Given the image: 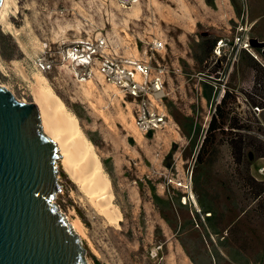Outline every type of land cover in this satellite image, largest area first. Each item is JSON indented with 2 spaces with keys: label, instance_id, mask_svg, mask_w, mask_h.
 <instances>
[{
  "label": "rangeland",
  "instance_id": "1",
  "mask_svg": "<svg viewBox=\"0 0 264 264\" xmlns=\"http://www.w3.org/2000/svg\"><path fill=\"white\" fill-rule=\"evenodd\" d=\"M259 8L264 0H137L126 7L8 0L0 85L35 103L43 75L110 180L107 213L77 178L80 158L68 167L58 153L54 201L79 225L85 264H264V180L256 171L264 166V81L254 85L252 77V64L263 67L264 56L259 47L239 46L251 36L264 41ZM86 35H105L111 53L136 58L147 57L152 39L162 40L150 60L167 67L163 125L141 133L118 87L94 65L66 59L63 49ZM221 85L229 91L225 114L197 159Z\"/></svg>",
  "mask_w": 264,
  "mask_h": 264
},
{
  "label": "water",
  "instance_id": "2",
  "mask_svg": "<svg viewBox=\"0 0 264 264\" xmlns=\"http://www.w3.org/2000/svg\"><path fill=\"white\" fill-rule=\"evenodd\" d=\"M246 43L264 56L263 40ZM58 156L35 103L0 85V264H85L80 237L54 201Z\"/></svg>",
  "mask_w": 264,
  "mask_h": 264
},
{
  "label": "built area",
  "instance_id": "3",
  "mask_svg": "<svg viewBox=\"0 0 264 264\" xmlns=\"http://www.w3.org/2000/svg\"><path fill=\"white\" fill-rule=\"evenodd\" d=\"M115 1L118 5L126 7L137 0ZM239 46L246 50L249 48L246 42H242ZM162 47L161 39H152L147 48L149 53L146 58L115 55L110 52V44L105 35H97L93 38L86 35L72 40L63 49V54L74 65L81 67L94 65L95 71L102 79L118 87L132 103V119L136 129L146 133L159 128L167 118L163 104L165 95L163 79L167 67L163 63L157 61L152 63L150 60L153 52L159 51ZM48 65V61H40L42 69ZM222 91L221 85L220 92ZM250 109L255 112L259 107L250 105ZM256 171L264 180V166L258 165Z\"/></svg>",
  "mask_w": 264,
  "mask_h": 264
},
{
  "label": "bare ground",
  "instance_id": "4",
  "mask_svg": "<svg viewBox=\"0 0 264 264\" xmlns=\"http://www.w3.org/2000/svg\"><path fill=\"white\" fill-rule=\"evenodd\" d=\"M7 2L8 0H0V17L4 16ZM36 80L38 90L35 92V105L41 121V128L55 142L57 152L64 158L63 161L66 166L74 159L77 161L76 159L80 158L79 165L81 162V166L78 167L77 178L84 183L85 188L91 194L93 202L100 205L103 211L110 213L109 210L113 206L111 202V184L108 176L99 166V158L93 145L79 128L76 116L66 111L61 99L46 83L45 77L39 75ZM115 211L117 212L114 208ZM78 226L73 223L71 227L79 234Z\"/></svg>",
  "mask_w": 264,
  "mask_h": 264
},
{
  "label": "trees",
  "instance_id": "5",
  "mask_svg": "<svg viewBox=\"0 0 264 264\" xmlns=\"http://www.w3.org/2000/svg\"><path fill=\"white\" fill-rule=\"evenodd\" d=\"M253 67H254V71H253L254 76L258 70H262V67H260V66L253 65ZM228 92L229 91L227 89H223V92L221 93L219 100L214 104V110L211 113L210 118L208 119L206 131L202 137L201 143L199 145V149L196 153L197 159L200 158V156H201L200 148H202L204 146V144L206 143V140H207L206 138L210 137L211 130L218 127L216 117L219 115L220 118L222 119L223 113L225 114V111L223 109H221V103L225 102ZM253 104L257 105L256 103H253ZM258 104L259 105H257V106L263 105V103H259V102H258Z\"/></svg>",
  "mask_w": 264,
  "mask_h": 264
},
{
  "label": "crops",
  "instance_id": "6",
  "mask_svg": "<svg viewBox=\"0 0 264 264\" xmlns=\"http://www.w3.org/2000/svg\"><path fill=\"white\" fill-rule=\"evenodd\" d=\"M258 11L260 12H264V8H259ZM253 67V64H252ZM253 84H257V78L260 77L262 79V81H264V65L262 67V70H258L257 73L255 74V76L253 75ZM254 105V104H251Z\"/></svg>",
  "mask_w": 264,
  "mask_h": 264
}]
</instances>
